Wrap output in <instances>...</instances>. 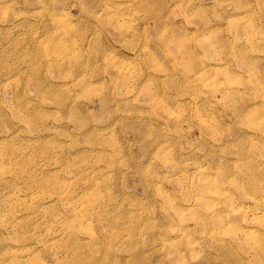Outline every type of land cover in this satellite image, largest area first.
I'll return each mask as SVG.
<instances>
[{
  "label": "rangeland",
  "instance_id": "obj_1",
  "mask_svg": "<svg viewBox=\"0 0 264 264\" xmlns=\"http://www.w3.org/2000/svg\"><path fill=\"white\" fill-rule=\"evenodd\" d=\"M0 264H264V0H0Z\"/></svg>",
  "mask_w": 264,
  "mask_h": 264
}]
</instances>
